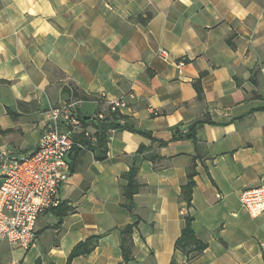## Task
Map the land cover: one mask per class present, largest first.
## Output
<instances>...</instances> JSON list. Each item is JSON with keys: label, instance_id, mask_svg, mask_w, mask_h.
Segmentation results:
<instances>
[{"label": "crops", "instance_id": "1", "mask_svg": "<svg viewBox=\"0 0 264 264\" xmlns=\"http://www.w3.org/2000/svg\"><path fill=\"white\" fill-rule=\"evenodd\" d=\"M70 89L83 115L111 119L97 96L134 93L125 122L168 144L115 130L106 160L75 151L60 191L59 212L70 211L61 223L44 213L30 251L0 241V264H67L91 236L96 249L73 264H264V212L253 218L240 201L264 185V0H0V156L33 151ZM199 121L197 145L179 138ZM142 146L130 212L126 175ZM194 158L189 207L182 189ZM187 215L208 245L192 260L176 249ZM132 224L126 263L122 231Z\"/></svg>", "mask_w": 264, "mask_h": 264}, {"label": "built area", "instance_id": "2", "mask_svg": "<svg viewBox=\"0 0 264 264\" xmlns=\"http://www.w3.org/2000/svg\"><path fill=\"white\" fill-rule=\"evenodd\" d=\"M159 55L166 59L168 52L160 51ZM135 98L132 92L114 99L100 93L97 102L107 105L117 116L111 119L103 112L83 115L78 108L79 99L72 96L50 110L49 121L33 151L19 156L7 151L0 156L1 242L24 251L35 246L39 218L62 204L60 191L73 173L71 156L97 143L96 124L124 125L126 122L120 116ZM113 131L110 129L108 133ZM240 201L251 217H258L264 212V185L243 191Z\"/></svg>", "mask_w": 264, "mask_h": 264}, {"label": "trees", "instance_id": "3", "mask_svg": "<svg viewBox=\"0 0 264 264\" xmlns=\"http://www.w3.org/2000/svg\"><path fill=\"white\" fill-rule=\"evenodd\" d=\"M195 86H196V89L198 91L199 97H201L202 89H201L200 80L196 81ZM67 92L69 94H71V89ZM71 96H74L75 98L80 97V95L76 89H73V93L71 94ZM10 114L15 117L14 113L10 112ZM120 118L125 120V117L123 115H121ZM203 123H205V121H199V122L193 124L190 128L189 133L183 137L179 136V138L192 139L194 141V143L197 145L198 140H197V136H196V131H197L198 126H200ZM96 128L98 129L97 143L95 145H89V148L95 153V158L98 161L106 160L108 157V131L110 129L121 130V131L127 130L130 132L138 133V134L144 135L148 138H151L154 142H159V144L161 146H166L168 144L167 142L156 140L152 136V134H150L149 132L138 130L133 126H130L128 123H125L124 125H122V124L117 123V122H113V123L100 122V123L96 124ZM177 138L178 137H175L174 139H177ZM145 150H146V147H144V146L139 148V150L135 156V161H134L132 167L130 168L129 172L126 175V179L128 181V184L124 189V196H125L126 200L128 201V203L125 205V207L130 212H133V209L135 207L134 196L139 192V184L136 180V177L138 175V162L140 161L141 154H143L145 152ZM79 151H81V150H78V153H80ZM78 153L74 156V158H77ZM196 159L197 158H194L193 165L190 167V169L188 171L189 181L185 186H183V189H182L183 198L187 201L189 207L192 206L193 189L195 186L194 178L197 174ZM73 162H72V172L74 171ZM63 205H64V203H62L59 207L53 209L54 211H56L57 215L59 216L60 223L62 222L63 217L65 215H67L68 212L70 211L69 207L66 206V207H64L65 212H63V213L59 212V210H61L63 208L62 207ZM193 221H194V218L191 215H187L185 217V228L182 232V235L176 241V249H180V250L186 252L189 260H192V259L200 256L208 247V245L206 243L202 242L201 240H199L197 238L196 233L193 229ZM136 226H137V224L128 225L122 231V236H123L122 251H123V255H124V261L126 263L134 260V258L132 257V245L133 244H132V237L131 236H132V233H133L134 228ZM99 240H100L99 236H91V237L87 238L86 240L78 243L74 247L72 252L70 253V255L68 257L67 264H73V261L76 258L91 254L96 249L97 245L99 244ZM36 264H41V262L38 260ZM170 264H176L175 260H173Z\"/></svg>", "mask_w": 264, "mask_h": 264}]
</instances>
